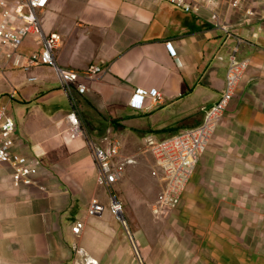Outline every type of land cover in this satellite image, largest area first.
Masks as SVG:
<instances>
[{
	"label": "crops",
	"instance_id": "obj_1",
	"mask_svg": "<svg viewBox=\"0 0 264 264\" xmlns=\"http://www.w3.org/2000/svg\"><path fill=\"white\" fill-rule=\"evenodd\" d=\"M229 1L206 0L205 7L185 13L168 0H50L39 17L45 34L60 35L57 65L103 69L84 81V94L66 93L50 67L24 73L5 65L0 54V102L15 123L12 152L38 169L31 185L14 186L11 169L0 164V264H84L73 244L97 264L118 256L127 243L109 210L110 192L97 182L91 145L118 137L123 150L132 151L145 135L160 139L200 124L222 92L235 36L243 40L237 57L249 66L179 211L213 249L202 263L264 264L258 252L264 227L253 226L264 221V0H239L236 8ZM209 8L230 35L214 26ZM38 48L29 36L21 51ZM136 89L156 90L160 98L145 97L134 109ZM71 110L83 138L70 137ZM147 166L137 160L127 167L120 189L148 176ZM92 199L104 207L94 217L87 213ZM242 216L250 217L243 229ZM76 223L83 225L78 236L71 230Z\"/></svg>",
	"mask_w": 264,
	"mask_h": 264
},
{
	"label": "built area",
	"instance_id": "obj_2",
	"mask_svg": "<svg viewBox=\"0 0 264 264\" xmlns=\"http://www.w3.org/2000/svg\"><path fill=\"white\" fill-rule=\"evenodd\" d=\"M49 1L0 0L1 59L5 65L24 73H29L39 66L50 67L66 93L70 94L75 91L78 94H84L87 90L84 81L94 80L103 69L98 65H89L82 71H76L57 65L54 52L60 43V35L55 32L45 34L39 17L40 11L48 5ZM205 1L168 0L185 13H191L202 6L205 7L206 4H202ZM228 4L236 8L240 2L230 0ZM208 7H210L209 3ZM208 10H210L209 18L214 26L222 33L230 35L228 28L221 24L219 15L210 8ZM29 36H33L39 48L29 54H24L21 47ZM234 38L235 45L227 58L222 92L217 101L205 110L201 123L169 137L159 139L149 135L145 139L147 150L154 159L153 175L158 174L162 183V190L151 206V211L155 215L169 212L180 204L199 158L206 151L249 66L247 59L237 57L243 40L238 36ZM166 47L170 55L174 56L175 51L171 46L167 44ZM145 97H152L156 100L160 98V94L156 90L147 92L136 89L130 99V106L134 109H141ZM66 119L72 139L85 137L82 122L75 110H71L66 115ZM14 130V120L7 106L0 102V164L7 165L11 169L10 177L14 186H28L33 183L38 169L28 158L14 155L12 152ZM91 152L96 165L97 182L109 192L113 185L122 179L126 168L136 163L134 157L122 153L121 145L117 140H108L103 146L92 144ZM103 209L104 207L96 199H92L88 204L87 213L94 217L100 215ZM109 210L111 214L119 218L121 205L111 194ZM82 226V223H76L71 229L72 233L78 236ZM72 248L81 256L84 264H97L76 244H73Z\"/></svg>",
	"mask_w": 264,
	"mask_h": 264
},
{
	"label": "rangeland",
	"instance_id": "obj_3",
	"mask_svg": "<svg viewBox=\"0 0 264 264\" xmlns=\"http://www.w3.org/2000/svg\"><path fill=\"white\" fill-rule=\"evenodd\" d=\"M214 1L223 4L226 0ZM147 136L149 135L143 136L141 147L126 152L119 138L116 136L117 138L113 139L121 143L124 155L134 157L136 162L144 160L148 165L149 174H141L125 190L120 189L118 182L110 190V194L121 205V217L115 218L121 225L122 239H125L127 244L120 254L113 256L107 264H204L200 258L211 255L213 249L205 245L208 242L206 234L193 232L194 229L191 230L186 225L180 215L181 205L162 215H155L151 211V206L162 190V183L158 174L153 175L154 159L146 147ZM249 219V216L240 217L242 229L243 223L249 222ZM262 223L264 221L254 222L253 226L264 227ZM258 235L264 237V228L258 230ZM258 252L264 255V248L258 249Z\"/></svg>",
	"mask_w": 264,
	"mask_h": 264
},
{
	"label": "water",
	"instance_id": "obj_4",
	"mask_svg": "<svg viewBox=\"0 0 264 264\" xmlns=\"http://www.w3.org/2000/svg\"><path fill=\"white\" fill-rule=\"evenodd\" d=\"M121 217V216H120ZM120 219V218H119Z\"/></svg>",
	"mask_w": 264,
	"mask_h": 264
}]
</instances>
